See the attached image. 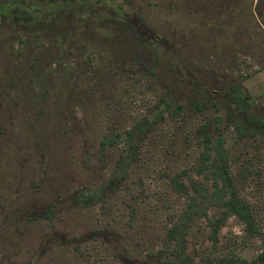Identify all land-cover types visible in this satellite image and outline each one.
<instances>
[{
	"label": "rangeland",
	"instance_id": "1",
	"mask_svg": "<svg viewBox=\"0 0 264 264\" xmlns=\"http://www.w3.org/2000/svg\"><path fill=\"white\" fill-rule=\"evenodd\" d=\"M15 1L0 0V264H162L184 203L171 178L209 186L195 165L218 133L261 235L228 215L212 244L207 220L220 207L206 205L183 251L194 264L253 258L264 245V136L236 134L223 95L210 104L186 80L237 84L264 108V0ZM143 117L156 122L131 147L124 131Z\"/></svg>",
	"mask_w": 264,
	"mask_h": 264
},
{
	"label": "trees",
	"instance_id": "2",
	"mask_svg": "<svg viewBox=\"0 0 264 264\" xmlns=\"http://www.w3.org/2000/svg\"><path fill=\"white\" fill-rule=\"evenodd\" d=\"M89 1L90 0H57L54 1L52 5L68 8L77 3L82 4ZM104 1L113 7L112 0ZM12 3L17 2L12 0ZM80 6L82 5H78L79 8ZM79 8L73 9V12H77ZM115 11L120 20L131 28L134 35L139 36V34H141L139 27L135 23L127 21L126 19L128 18L122 14L119 7H115ZM148 37L163 46L161 38L158 39L153 35ZM175 60L177 61V59ZM185 78L188 77L186 76ZM188 79L186 83L189 87L197 91L199 97L207 99L210 104L214 103L213 98L215 96L223 95V103L226 104L227 114L236 134L242 136L260 134L264 136V108H257L253 99L244 94L239 85L229 86L223 92H220L207 90L194 84L190 78ZM161 101L164 106L167 105L163 98H161ZM175 108L178 109L179 106L175 105ZM158 116L161 117L160 112H158ZM155 122V117H143L126 129L124 133L128 145L132 147L130 143H132L131 139L133 136L140 138ZM109 141L110 139L104 136L101 144L104 145ZM127 157L126 154H122L118 161L117 170L120 175H123L125 171ZM195 172L205 173L210 180V185L208 186L200 181L192 179L184 183L178 181L175 177L171 178V187L184 197V203L175 219L167 227V247L171 254L162 264H194L192 258L183 251V237L187 231L190 220L195 215L200 213L205 214L206 205H216L220 207V215L207 220L209 226L208 237L212 244L216 241L218 226L228 215L235 216L241 222L242 228L247 234L261 235V232L253 220L248 202L239 196L230 175L228 155L222 142L221 133L215 136L210 148H205L199 153L195 165ZM207 264H264V245L250 260H247L243 256L227 253L216 258H211Z\"/></svg>",
	"mask_w": 264,
	"mask_h": 264
},
{
	"label": "flooded vegetation",
	"instance_id": "3",
	"mask_svg": "<svg viewBox=\"0 0 264 264\" xmlns=\"http://www.w3.org/2000/svg\"><path fill=\"white\" fill-rule=\"evenodd\" d=\"M33 8H35V7H33Z\"/></svg>",
	"mask_w": 264,
	"mask_h": 264
}]
</instances>
